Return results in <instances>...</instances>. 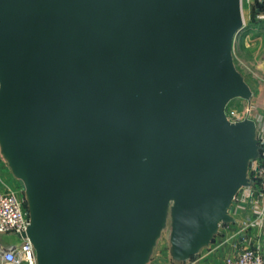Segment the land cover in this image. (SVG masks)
<instances>
[{
	"label": "water",
	"instance_id": "1",
	"mask_svg": "<svg viewBox=\"0 0 264 264\" xmlns=\"http://www.w3.org/2000/svg\"><path fill=\"white\" fill-rule=\"evenodd\" d=\"M241 0H0V154L36 264H181L209 247L262 150L228 103Z\"/></svg>",
	"mask_w": 264,
	"mask_h": 264
},
{
	"label": "built area",
	"instance_id": "2",
	"mask_svg": "<svg viewBox=\"0 0 264 264\" xmlns=\"http://www.w3.org/2000/svg\"><path fill=\"white\" fill-rule=\"evenodd\" d=\"M256 4L261 5L256 18L264 19V0H257ZM243 29L237 32L234 41ZM249 112L244 117L255 120L262 150L249 168L251 184L238 191L230 210L231 213L233 210L240 211L243 215L239 219L232 214L235 222L222 224L233 229L228 235H223L214 247L216 249L222 242L233 240V254L224 258V264H264V120L259 115L249 116ZM28 224L29 216L22 191L12 187L0 191V233L18 236ZM0 264H36L31 242L19 237L18 241L1 247Z\"/></svg>",
	"mask_w": 264,
	"mask_h": 264
},
{
	"label": "rangeland",
	"instance_id": "3",
	"mask_svg": "<svg viewBox=\"0 0 264 264\" xmlns=\"http://www.w3.org/2000/svg\"><path fill=\"white\" fill-rule=\"evenodd\" d=\"M256 3L257 0H241L242 15L245 26L233 42L232 50L236 67L244 75L246 81L249 83L250 87L252 86L251 88L254 89L255 93L252 94L250 100L235 98L228 103L226 107V115L231 120L244 118V116L248 114V110H250L249 116L255 117L256 115H259L264 120V40L261 41V39H258L259 36H255V38H257L254 39L253 37V40H251L249 34L251 29L248 28L249 22H255V15L253 14L255 13V10H257ZM257 19L260 20L259 18ZM259 31L260 29H252V35H257ZM9 187L22 191L16 179ZM231 214L238 216L239 219L243 215L240 211L235 210H233ZM232 229L233 227L231 226L224 227L221 225L214 241L211 243V246L214 247V245L218 244V242L222 239V236L229 233ZM168 234L169 229L162 232V235L155 247L153 256L148 264H153L154 261L157 260L160 261L159 264L171 263V258L168 253ZM225 249H227V247ZM202 251L205 252L207 249L203 248Z\"/></svg>",
	"mask_w": 264,
	"mask_h": 264
},
{
	"label": "crops",
	"instance_id": "4",
	"mask_svg": "<svg viewBox=\"0 0 264 264\" xmlns=\"http://www.w3.org/2000/svg\"><path fill=\"white\" fill-rule=\"evenodd\" d=\"M257 14V13H256ZM255 22L251 21L248 24V28L251 29L250 31V38L254 37L256 39L258 36V39H261V41L264 40V19L258 20L255 16L254 18ZM252 29H260V31L257 33V35H252ZM258 31V30H257ZM255 36H257L255 38ZM252 87V86H251ZM253 94L255 93L254 89ZM258 98V97H257ZM259 101V100H258ZM259 109V108H258ZM14 177L8 168L5 160L0 154V191L5 190L7 187L13 184ZM19 240V237L15 234L11 233H0V248L3 246H6L10 243L16 242ZM215 244V243H214ZM215 247V245H214ZM214 247L210 246L207 247V251H200L199 254L192 258L191 260L181 263V264H224V257L231 256L233 254L234 246H233V240L224 241L222 242L216 249ZM227 247V249H225ZM220 258V259H219ZM213 260V262H212ZM222 261V262H221ZM160 261H154L153 264H159ZM170 264H177L174 263L171 260Z\"/></svg>",
	"mask_w": 264,
	"mask_h": 264
},
{
	"label": "trees",
	"instance_id": "5",
	"mask_svg": "<svg viewBox=\"0 0 264 264\" xmlns=\"http://www.w3.org/2000/svg\"><path fill=\"white\" fill-rule=\"evenodd\" d=\"M256 6H257V10H255V13L253 14V15H255L256 16V13L259 11V10H261V5H259V4H256ZM262 7H263V5H262ZM260 8V9H259ZM254 17V16H253Z\"/></svg>",
	"mask_w": 264,
	"mask_h": 264
}]
</instances>
